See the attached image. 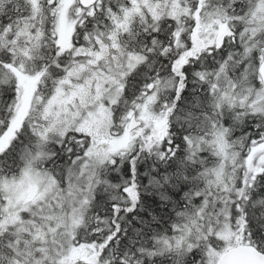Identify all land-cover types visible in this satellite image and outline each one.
Listing matches in <instances>:
<instances>
[{
  "label": "snow or ice",
  "instance_id": "obj_1",
  "mask_svg": "<svg viewBox=\"0 0 264 264\" xmlns=\"http://www.w3.org/2000/svg\"><path fill=\"white\" fill-rule=\"evenodd\" d=\"M0 264H264V0H0Z\"/></svg>",
  "mask_w": 264,
  "mask_h": 264
}]
</instances>
